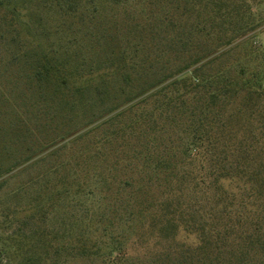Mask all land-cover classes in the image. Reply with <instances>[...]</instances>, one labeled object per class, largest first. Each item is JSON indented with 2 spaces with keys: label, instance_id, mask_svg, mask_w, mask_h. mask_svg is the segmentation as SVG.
Listing matches in <instances>:
<instances>
[{
  "label": "trees",
  "instance_id": "trees-1",
  "mask_svg": "<svg viewBox=\"0 0 264 264\" xmlns=\"http://www.w3.org/2000/svg\"><path fill=\"white\" fill-rule=\"evenodd\" d=\"M35 1L0 0L1 77L23 86L0 135L48 134L23 159L49 168L32 210L44 217L68 196L87 215L67 241L12 234L0 264H135L112 229L138 219L169 244L149 264H264V49L253 44L264 0H47L83 22L90 53L85 40L38 35ZM96 191L98 219L82 199Z\"/></svg>",
  "mask_w": 264,
  "mask_h": 264
},
{
  "label": "rangeland",
  "instance_id": "rangeland-1",
  "mask_svg": "<svg viewBox=\"0 0 264 264\" xmlns=\"http://www.w3.org/2000/svg\"><path fill=\"white\" fill-rule=\"evenodd\" d=\"M29 12L37 16L36 23L33 24V27L38 30L37 34H47L48 37L50 35V40H47L49 44H57L60 42V38H63L62 40H65V43L79 38L81 43L83 40L88 42L85 47L89 44L87 50H82L84 53L87 51L90 53L91 49L95 51L94 47L99 48L96 39H91L88 36L89 34L87 35L88 32L85 30L86 27L82 24L83 22L70 17H61L47 0L32 2L29 5ZM101 21L102 17L100 20L98 19V22ZM90 26L92 27V25ZM259 32V36L253 40V44L264 49V27ZM39 40L44 44L46 43L43 38ZM2 53L0 50V60L3 57ZM1 74H4L3 69L0 70V130H3L9 129L10 125L15 122L14 107L17 103L22 106L17 97L18 91L23 89V86L21 85L19 89L15 86L16 81L13 78L15 72L11 71L6 78H2ZM24 112H26V109H24ZM47 135L45 133L31 137L27 142H18L15 139L9 141V143L5 142L0 135V167L3 166V171L0 173V249L7 246V241H15L11 238L12 234L17 232L29 233L37 227H41L44 231V241H54L52 235L56 232L59 233L61 238L55 241H67L63 236L66 233V238L69 239L72 223H81V221L76 220H85L86 218V208L75 206L72 198L68 196L52 197L49 200L50 203L47 202L44 217H41L39 213L30 208V205L35 204V199L38 197L42 185L39 176L49 171V168L46 166L47 163L38 162L41 156L34 157L26 162H23V159L26 155H30V152H28L30 149H36L41 142H44V139H48ZM11 137L14 138V134ZM18 161L20 163L15 170L9 173L4 171V169ZM46 179H50L52 185L56 177L52 174L46 176ZM47 181L45 182L47 183ZM24 186H26V189L21 190ZM47 197L48 195L44 194V198L48 201ZM82 199L88 208L94 209L95 219H98L103 212V208L99 206L101 194L96 191L94 197L83 196ZM142 220L116 222L112 229L115 235L123 237L130 245L131 259L135 261V264H149L150 257L152 258L156 252H166L169 249V244L161 239L157 233L150 230L147 224L142 227ZM82 226L75 225L76 231H81ZM192 241H194V238H188L187 234L184 237L180 234L177 240L180 245L191 244ZM229 244L235 246L236 249L241 247L240 244H235L234 241ZM251 253V256H254L255 253ZM63 257V261H66V257ZM1 264H9L5 256L2 257ZM66 264L102 263L100 261L75 259Z\"/></svg>",
  "mask_w": 264,
  "mask_h": 264
}]
</instances>
